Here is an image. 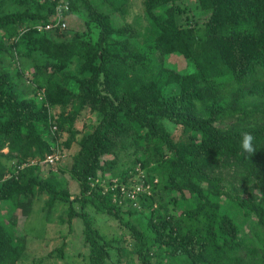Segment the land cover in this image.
<instances>
[{"label": "trees", "instance_id": "1", "mask_svg": "<svg viewBox=\"0 0 264 264\" xmlns=\"http://www.w3.org/2000/svg\"><path fill=\"white\" fill-rule=\"evenodd\" d=\"M21 1L0 15L12 38L0 39V54L21 59L13 71L0 63V264L23 254L14 213L28 215L41 193L46 210L65 201L67 222L82 219L87 264H264V0H196L208 14L200 28L178 23L185 0H142L143 29L141 18L125 21L129 0ZM59 3L68 5L63 22L74 15L85 25L69 39L50 34L66 27L37 29L56 22ZM170 55L191 69L172 67ZM86 110L98 121L77 138ZM244 132L253 154L241 148ZM72 144L74 196L58 159L59 173L40 169ZM87 204L129 238L102 234Z\"/></svg>", "mask_w": 264, "mask_h": 264}, {"label": "rangeland", "instance_id": "2", "mask_svg": "<svg viewBox=\"0 0 264 264\" xmlns=\"http://www.w3.org/2000/svg\"><path fill=\"white\" fill-rule=\"evenodd\" d=\"M107 1V0H105ZM122 0H108L111 4H120ZM60 2V1H59ZM130 2V3H129ZM129 5L127 6V12L124 15L125 21L132 22L136 18L140 19V28L147 24V19L142 11V0H129ZM187 9L182 13L177 15L178 23L193 25L199 24L201 27L202 22L208 17V14L202 11L199 6H197L196 0H185ZM184 5V6H186ZM22 8L21 0H0V15L7 14L10 12H19ZM111 19L113 25L123 24L124 19L122 15L118 12L110 10ZM65 30L59 34L54 35L51 31L50 34L52 38L56 40H64L71 38L73 32L76 30H84L85 25L81 16L68 15L65 22ZM21 27V26H20ZM18 28L19 30L21 28ZM201 34V31H198V34ZM0 39L5 44L8 45L12 41V38H7L3 36V32L0 31ZM172 67L182 69L184 72L189 71L191 66L186 64V60L182 56L170 55L167 59ZM17 61H21L20 58H16L14 61L7 52L0 54V63L3 66L9 67L11 71L16 68ZM22 65V63H21ZM20 65V66H21ZM26 65H24L25 67ZM72 66H76V62L72 63ZM17 69V68H16ZM29 68H25L26 73L22 77L26 84H30L31 80H27L26 77L30 76V73L27 71ZM31 70V69H30ZM32 96V94L28 95ZM98 118L96 115L91 114L87 110L84 111L78 121L76 122V128L79 130L77 138L90 131L97 123ZM67 134L63 133L57 134L61 140L66 138ZM4 152L7 151V148L3 149ZM74 151V144L72 148L64 151L61 154L60 159L56 156L53 157L52 154L46 156V158L52 159L44 163L40 168L42 173H48L52 168L53 171H57V164L59 162L60 167L65 168V172L62 173V176L65 180L68 181V188L71 195H76L79 191L77 181L69 177V173L66 171V168H69L72 161V153ZM51 156V157H48ZM106 157H108L106 155ZM46 159V160H47ZM54 159H58L57 161ZM37 160L31 159L27 164H36ZM51 164V165H50ZM26 165V164H25ZM24 165V166H25ZM119 170H126L130 167L128 162H120L118 165ZM139 164L134 167L135 172L141 173ZM59 173V171H57ZM60 176V174H58ZM116 178V177H114ZM47 194L41 193L39 196L33 199L31 209L28 215L22 213L21 209L15 210V220L16 224L14 225V230L17 231L15 235H25V250L21 255L20 259L16 264H87L84 263V257L87 255V245L83 240V224L80 217H74L70 223L67 222L69 211V204L65 201H56L51 209L45 208ZM5 204V203H4ZM3 204V205H4ZM88 212L89 218L92 220L93 225L99 229L102 234L107 238H111L115 235L124 234L125 238H129V235L126 233V228L119 224V222L113 219L110 215L99 212L92 205L87 204L85 209ZM1 212L4 214L6 212L4 206L1 207ZM49 215H48V214ZM62 247L63 253L59 255L56 251V248ZM87 258V257H86ZM134 264H137V260L134 257Z\"/></svg>", "mask_w": 264, "mask_h": 264}, {"label": "built area", "instance_id": "3", "mask_svg": "<svg viewBox=\"0 0 264 264\" xmlns=\"http://www.w3.org/2000/svg\"><path fill=\"white\" fill-rule=\"evenodd\" d=\"M68 9V5L66 3H59L56 8H55V15H56V22L54 24H46L45 26H37L38 30H52L55 29V27H65V22L62 21L63 16H64V11H66ZM56 155H53V157H55ZM51 157V156H48ZM57 157V156H56ZM58 158V157H57ZM47 159V158H46ZM45 159L46 163H49L48 161H51L52 159L48 158L47 160ZM57 159H54V161ZM111 189H113V187H111ZM141 188L139 187H133V189L131 190L130 196L131 198H135V195L138 191H140Z\"/></svg>", "mask_w": 264, "mask_h": 264}, {"label": "clouds", "instance_id": "4", "mask_svg": "<svg viewBox=\"0 0 264 264\" xmlns=\"http://www.w3.org/2000/svg\"><path fill=\"white\" fill-rule=\"evenodd\" d=\"M253 139L254 137L251 133L249 132L242 133L241 148L243 152L248 153V154H253L255 152V148L253 147V143H252ZM96 182H99V180L95 179V181H93L91 185H95ZM100 184L103 188L102 189L103 192H105L107 190L108 185L103 182H101Z\"/></svg>", "mask_w": 264, "mask_h": 264}]
</instances>
